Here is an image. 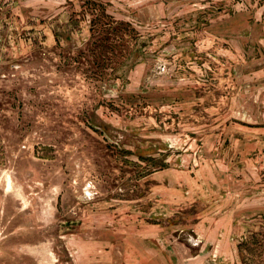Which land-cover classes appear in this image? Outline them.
Segmentation results:
<instances>
[{
  "label": "rangeland",
  "instance_id": "rangeland-1",
  "mask_svg": "<svg viewBox=\"0 0 264 264\" xmlns=\"http://www.w3.org/2000/svg\"><path fill=\"white\" fill-rule=\"evenodd\" d=\"M260 233L264 0H0V264H264Z\"/></svg>",
  "mask_w": 264,
  "mask_h": 264
},
{
  "label": "trees",
  "instance_id": "trees-1",
  "mask_svg": "<svg viewBox=\"0 0 264 264\" xmlns=\"http://www.w3.org/2000/svg\"><path fill=\"white\" fill-rule=\"evenodd\" d=\"M264 234H255L252 236L251 241H244L240 244V250H243L242 254L246 251H249L250 254L255 255L256 257L264 256ZM244 256V255H243Z\"/></svg>",
  "mask_w": 264,
  "mask_h": 264
}]
</instances>
